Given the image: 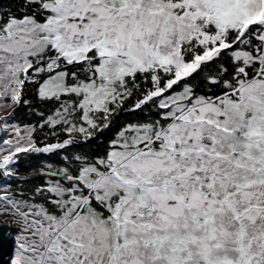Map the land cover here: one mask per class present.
Returning a JSON list of instances; mask_svg holds the SVG:
<instances>
[{
    "label": "snow or ice",
    "instance_id": "snow-or-ice-1",
    "mask_svg": "<svg viewBox=\"0 0 264 264\" xmlns=\"http://www.w3.org/2000/svg\"><path fill=\"white\" fill-rule=\"evenodd\" d=\"M0 264H264V0H0Z\"/></svg>",
    "mask_w": 264,
    "mask_h": 264
}]
</instances>
